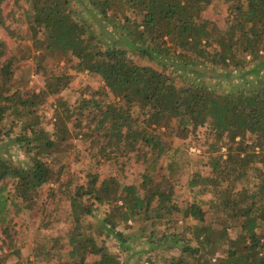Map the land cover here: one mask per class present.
<instances>
[{"label": "trees", "instance_id": "16d2710c", "mask_svg": "<svg viewBox=\"0 0 264 264\" xmlns=\"http://www.w3.org/2000/svg\"><path fill=\"white\" fill-rule=\"evenodd\" d=\"M10 1L20 6L26 30L17 31L19 18L12 8L4 14L3 3ZM212 3L0 0V27L18 39L26 31L32 40L23 58L0 41V143L8 139L26 155L15 163L0 152V249L6 250L0 264H7L18 238L14 216L34 209L50 183L64 186L73 217L62 264H131L122 255L133 252L134 235L127 237L119 225L128 229L132 224L141 225V244L149 245L141 264H264V81L259 80L264 70V0H239L222 26L203 17ZM99 20L121 32L104 42L92 28ZM34 49L41 58H36V72L45 85L22 89L16 71ZM239 54L245 55L243 64ZM132 55L159 66L141 64ZM55 59H64L76 74L68 67L57 72L49 65ZM206 68L225 75L233 71L238 85L221 92L200 82ZM85 71L100 77L103 85L82 87L73 105L64 99L47 105L55 115L54 133H49L42 125L41 107ZM74 116L76 136L90 142L87 150L97 164L116 160L115 175L102 179L90 170L81 183L73 175L65 178V164L52 167L54 154L73 148L69 124ZM175 119L182 138L202 126L209 133L203 143L210 171L192 173L187 187L195 199L183 204L176 199L185 173L178 159L181 149L164 138ZM223 147L226 157L220 153ZM132 153L146 168L139 184L119 177V159ZM208 193L210 200L196 198ZM97 202L107 208L101 219ZM101 236H115L120 252H113L105 239L100 242Z\"/></svg>", "mask_w": 264, "mask_h": 264}, {"label": "rangeland", "instance_id": "374dc122", "mask_svg": "<svg viewBox=\"0 0 264 264\" xmlns=\"http://www.w3.org/2000/svg\"><path fill=\"white\" fill-rule=\"evenodd\" d=\"M239 0H213V3L202 13L203 17L206 20H209L212 24H218L219 26L225 25L227 22L228 14L231 9H233L234 4H236ZM25 7L28 4L23 1L22 2ZM6 6V7H4ZM4 14L8 15L10 9L12 8L16 12V17L19 18L17 22L18 28L17 31L26 30L28 24H26V19L22 14V10L20 6L13 1H10L9 4H4ZM133 18H138L139 16L132 15ZM13 17H11L12 19ZM106 22H102V20L96 21V23L92 26L93 30H95L97 36L102 37L104 42L110 41L114 39L120 32V29H116L112 31L113 27L111 25H107ZM12 24V23H11ZM211 24V25H212ZM228 24V23H227ZM226 24V25H227ZM103 30V31H102ZM104 32V33H103ZM103 33V34H102ZM24 35V39H18L15 36H10L7 29L3 26L0 27V41H6L9 52L17 55L20 58H23L25 52L28 51V48L32 45V40L29 38V34L26 31L22 33ZM33 55L26 60H22L24 63L20 69L16 71L15 81L16 84L22 89H30L32 90H40L45 85L44 77L36 72V58H39V51L33 50ZM38 56V57H36ZM139 63L144 65H151L154 67L159 66L157 62L140 58L139 56L132 55ZM241 63H244L245 55L239 54L238 57ZM249 57H247V60ZM76 61V60H75ZM75 63V62H74ZM49 65H52L53 68L57 72L67 71V67L70 68L69 72L76 74L74 72V68L72 65L68 66L67 62L62 60H51ZM248 66V63L245 67ZM161 69H165L164 67H160ZM246 71V68H244ZM243 70V71H244ZM233 73V74H230ZM220 75V76H219ZM234 72L228 70L225 75L224 72H219L218 70H208L200 76V82H204L205 84L218 88L221 92H227L232 89L239 79L238 77H233ZM192 78H196L195 75ZM247 79H256V76L248 75ZM259 80L264 81V70L260 72ZM244 81H246L244 79ZM240 84V82H239ZM90 85L95 89H100L103 85V81L100 77L95 76L89 71L79 72L77 73L76 79L70 84V86L64 90L58 97L54 98L49 97L46 106H42L40 109V113L42 114L44 127L49 131V133H54V113L51 108L47 105H52L57 102L58 99H64L68 101L70 104L76 101L81 96V88ZM250 85H253L251 83ZM17 86V87H18ZM73 105V104H72ZM70 122L69 126L73 134L72 145L73 148L70 150H66L63 152H57L50 159L52 163V167L58 169L61 164H65L67 166V170H65V178H68L70 175H73L74 180L77 182L83 183L87 178V172L92 170L101 175V178L107 179L112 175H115V169L117 161L110 160L105 161L102 160L100 164H97L94 157H92L87 150L90 145V142H86L83 136L80 134L76 136L77 130L74 131V120ZM173 125L170 129L166 130L163 127L162 131H165L164 138L166 141L171 142V144L180 147L181 151L179 153V161L185 166V173L181 177V180L178 182L176 188V199L180 204L185 203L187 200L195 199L193 191H191L187 187L188 180L192 173L197 170H201L204 173H208L210 171V166L208 165L209 156L204 152V139L209 135L207 127L202 126L196 130L195 133L191 134V136L187 138H182L177 135L178 132L176 125H178L177 120L175 119ZM50 134V135H51ZM4 150V151H2ZM0 152H3L4 156L12 159L15 163H22L26 159V155L20 148L12 144L11 142H2L0 143ZM226 147L222 148L220 153L224 154L226 157ZM136 157L132 153L130 156L121 157L119 161L122 166V171L119 173V177L127 182L140 183L143 180V176L146 173V168L141 162L135 161ZM118 161V162H119ZM252 182H254V178H252ZM64 186L60 185V183H50L45 185L43 188V192L39 197L38 204L34 209L24 208L23 210H19L18 214L14 217V222L17 223L16 229L18 232V238L14 242V247H12L9 252L11 253L7 259V264H13L17 261H21L24 264H62L66 259V250L64 248V243L66 242V238L68 236L69 228L71 223L73 222V217L70 215V202L63 192ZM65 191V190H64ZM198 201H206L212 199V194H199L197 197ZM19 199H17L18 201ZM20 205H26L19 200ZM46 204V211L42 212V205ZM93 203V201L91 202ZM29 204V203H28ZM96 208L97 216L101 217L104 215L105 210L107 209L105 206L100 205L98 202L94 204ZM206 208L209 205L206 204ZM98 208V210H97ZM208 210V209H207ZM211 214H213V210H209ZM210 214V215H211ZM96 216V217H97ZM96 217H89L88 221L93 222L96 221ZM130 225L132 224L131 221ZM132 228L126 229L123 225H119V229H125L126 236L134 235V239L130 240L133 246V252L130 254H124L122 257L131 263L141 264L144 262L149 255L144 251L149 245L141 244L144 238H139V234L141 233V225L132 224ZM99 235H102L104 231L101 229L97 231ZM235 233L232 232V235ZM4 234L0 228V245H2V239ZM105 239L107 245L110 246V249L114 252H120L118 247V241L115 236H101L99 241L101 242ZM63 247L64 249H59ZM6 250L0 249L1 252H5ZM60 251V252H59ZM60 253V254H59ZM158 255H161L162 252H158Z\"/></svg>", "mask_w": 264, "mask_h": 264}]
</instances>
